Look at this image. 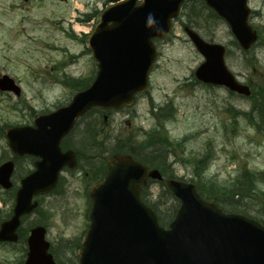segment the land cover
<instances>
[{"label":"rangeland","instance_id":"1","mask_svg":"<svg viewBox=\"0 0 264 264\" xmlns=\"http://www.w3.org/2000/svg\"><path fill=\"white\" fill-rule=\"evenodd\" d=\"M108 5L107 0H0V75L16 78L23 90L20 98L0 93V163L13 157L5 136L10 126L31 124L37 115L68 104L78 91L75 82L83 86L94 80L98 67L84 36L92 32ZM250 6V23L262 34L264 0H250ZM87 14L92 18L85 22ZM185 24L204 39L224 44L226 62L234 75L257 94L264 90V39L243 53L229 26L199 0H191L174 23L172 35L156 43L161 54L151 73L149 92L134 107L108 113V123H103L102 114L91 112L66 138L70 146L81 150V165L86 166L85 157L90 154L109 156L118 150H136L146 140L160 145L158 141L167 138L171 144L165 147L166 171L175 178L224 186L244 173L258 178L264 174V132L255 127L257 122L264 124V119L258 117L256 100L196 80L194 72L204 59L184 32ZM90 126L101 131L98 140L105 145L100 151L87 149L88 154L85 146L94 145L93 137L89 140L86 133ZM29 162L20 161L18 173L29 169ZM80 170L86 171L83 167L62 172L57 191L43 196L39 211L23 224L25 232L38 224L47 226V239L60 264L78 263L76 246L89 227L87 192L94 183ZM257 184L259 190L254 185L256 191L240 199L222 192L218 199L222 203L239 201L249 214L263 219L264 179ZM207 188L203 185L205 192ZM164 190L162 184L151 182L147 198L150 203L160 201L159 213L168 219L178 201ZM12 195L0 189L1 220L13 208ZM26 250L24 240L0 244V264H23Z\"/></svg>","mask_w":264,"mask_h":264},{"label":"water","instance_id":"2","mask_svg":"<svg viewBox=\"0 0 264 264\" xmlns=\"http://www.w3.org/2000/svg\"><path fill=\"white\" fill-rule=\"evenodd\" d=\"M89 39L99 63L92 85L72 102L36 120L37 128H13L8 132L16 153L40 156L37 170L23 180L11 220L2 224L0 241L16 242L21 217L31 213L38 202L32 199L52 191L60 171L76 167L75 153H63L61 140L76 119L93 107L119 110L133 105L136 96L148 89V76L157 58L155 38L171 33L172 21L185 0H110ZM230 25L240 45L248 50L258 36L248 24L247 0H206ZM189 37L204 56L196 77L204 83L224 86L241 95L250 88L228 70L225 47L209 43L192 29ZM0 90L18 96L20 87L10 76L0 78ZM106 179L91 191L90 229L79 253L80 264H264V227L241 214H224L214 201H204L196 186L170 179L167 186L181 200L170 229L161 228L155 212L142 203L141 183L147 177L162 179L159 171L147 168L131 157L108 160ZM13 163L0 167V184L11 187ZM46 230L34 228L28 239L25 264H56L48 253Z\"/></svg>","mask_w":264,"mask_h":264},{"label":"trees","instance_id":"3","mask_svg":"<svg viewBox=\"0 0 264 264\" xmlns=\"http://www.w3.org/2000/svg\"><path fill=\"white\" fill-rule=\"evenodd\" d=\"M255 94H256L255 95L256 102L254 101V103L257 104V108L259 109V111H257L258 117L260 116L261 119H264V90L260 93L258 92V94L257 93ZM253 107H254V110L257 109L256 105H254ZM257 126L259 129L260 128L259 124H257ZM164 139L165 140H161V142L158 141L162 145L164 144L163 147L161 146V144L160 145L153 144L155 141L151 140L152 143L151 142L147 143L145 146H142L139 149L128 150L127 152L132 154L135 158L144 162L147 166L151 168L160 169L162 173L166 175L167 174L166 170L168 168V165L166 164V159L168 157V153L165 147H167V145H170L171 142L167 138H164ZM211 185L208 186V188L206 189L207 192H205L203 189V186H201V184H198L201 193L207 197H216L215 194L222 192L223 194L230 196L232 199H235L236 197L240 199L241 197L245 196L249 192H255L257 188V186L256 188L254 187L255 183L253 182L252 177L246 178L244 176L241 179H239V181H237L231 187L215 189V186L214 185L211 186ZM167 192L169 193V191ZM232 202L234 203L226 204V207H228L230 210H233V211L243 210L242 208L245 207L244 205L240 204L239 201H232ZM153 207L155 208L157 206H153ZM170 220L171 218L167 219L164 216L162 217L160 216V222L163 225H166L167 223H169Z\"/></svg>","mask_w":264,"mask_h":264},{"label":"flooded vegetation","instance_id":"4","mask_svg":"<svg viewBox=\"0 0 264 264\" xmlns=\"http://www.w3.org/2000/svg\"><path fill=\"white\" fill-rule=\"evenodd\" d=\"M68 149H71V148H68ZM101 156L100 155H95L94 156V160L92 161V163L95 161L97 164L100 163V161L102 160V158H104L103 156L100 158ZM78 158H79V155H78ZM30 160L28 166H29V169L27 168V170L24 171V175L20 173H18V168H19V165H20V161H23V160ZM96 159V160H95ZM13 161L14 165H15V183L18 184L19 183V186H20V182L21 180L27 175L29 174L30 172H32L35 168V163L39 160L38 157H34V156H30V155H24L22 157H18V156H15L13 155V157L7 159V160H4V161ZM2 161V162H4ZM79 163H81V159H78ZM83 167V166H82ZM85 170H86V167H84ZM24 169V168H23ZM26 172V173H25ZM83 172V177L87 180L88 178H90L91 182H94L95 180H100L102 177H103V174H104V168L103 166H99L97 167L96 170H94L93 172H89V171H81L80 170V174ZM19 186L16 188V191L17 189L19 188ZM15 191V192H16Z\"/></svg>","mask_w":264,"mask_h":264}]
</instances>
